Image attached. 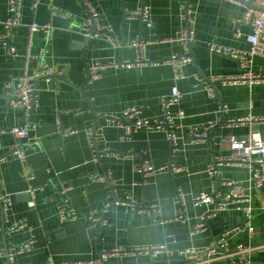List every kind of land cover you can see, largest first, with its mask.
<instances>
[{
	"label": "crops",
	"instance_id": "0c3cea01",
	"mask_svg": "<svg viewBox=\"0 0 264 264\" xmlns=\"http://www.w3.org/2000/svg\"><path fill=\"white\" fill-rule=\"evenodd\" d=\"M84 1L22 0V24L10 36L17 56L9 58L0 50V158L5 157V162L0 161V182L3 193L9 194L13 203L7 220L0 219V249L7 251L35 239L31 252L16 256L13 262L5 259L2 264H84L114 248L158 246H166L170 253L115 257L107 264H185L179 256L181 252L214 245L225 232L246 219L240 211H226L210 218L204 230H198L202 217L213 207L196 205L192 196L210 192L214 184L226 194L225 183L230 181L247 186L250 171L246 167L221 166L213 176L207 171L215 159L230 155L229 147L222 144L224 137L245 136L249 130L226 129L218 124L206 142L195 144L189 128L217 123L220 102L230 110L224 120L249 114L264 116L263 85L219 88L218 99L195 88V75L209 78L239 74L236 59L214 54L208 46L250 50V26L242 27L244 36L240 39L234 35L237 21L249 7L243 0H87L98 9L99 25L111 29L110 34L96 32L90 40L82 32L91 20ZM53 6L64 15H53ZM143 6L149 9L150 24L140 17H128V13ZM185 7L191 11L189 20L181 18ZM9 18V0H0V36L7 34ZM35 23L53 27L51 45L42 33L31 35L30 27ZM185 30L194 35L193 62L182 68L185 79H176L172 65H158L109 71L103 79L88 82V67L94 61H135L137 52L131 43L137 38L150 43L145 52L147 59L160 62L183 55L185 47L176 40ZM46 48V62L56 76L50 83L36 82L37 106L31 118L36 130L31 134L28 151L36 179L31 185L23 175L21 161L10 154L20 143L12 131L21 122V115L9 107L5 86L26 70L31 74L40 71ZM256 49L259 55L255 57L254 70L264 72V42ZM173 87L183 94L173 112L186 113L176 132L179 151L175 154L165 133L141 129L130 140H124L118 123L106 118L122 116L134 107L141 110V119L158 118L162 115L160 100ZM92 127L102 128L98 147L109 154L99 163L94 162L87 135ZM146 161L184 171L177 173L169 168L145 182L139 168ZM98 173L108 175L110 180L97 181L94 177ZM31 186L42 188L34 208L28 205ZM179 192L187 195L186 218L174 221ZM251 194L252 228L233 241L255 246L253 260L264 264V186ZM116 200L122 202L107 207ZM63 205L75 209L79 219L62 224L59 210ZM143 206H157L160 212L142 213ZM99 211L105 225L89 220ZM16 223L26 228L8 233L6 226Z\"/></svg>",
	"mask_w": 264,
	"mask_h": 264
},
{
	"label": "built area",
	"instance_id": "2783aa9c",
	"mask_svg": "<svg viewBox=\"0 0 264 264\" xmlns=\"http://www.w3.org/2000/svg\"><path fill=\"white\" fill-rule=\"evenodd\" d=\"M146 1V0H144ZM247 4H251L254 8H249L244 17L237 21L235 26V38L240 39L243 35L242 27L250 26L252 34L247 36V41L252 45L251 49L239 50L218 45H209V50L218 55H223L236 59L239 62L240 72L236 76H213V77H200L195 75L196 83L195 88L204 89L210 98L218 99L220 97L219 88L225 87H238L246 86L252 88L256 85L264 86V72H255V57L259 55L256 46L260 42H264V0H243ZM84 9L89 14L91 20L82 29L84 36L90 40L94 39V30L111 33L109 27H101L99 25V12L98 9L89 1H84ZM53 15H64L62 11L53 6ZM9 14L10 18L6 23L7 34L0 36V50H4L9 58L17 56V49L10 43L11 32L15 27L22 24V0H9ZM130 19L142 18L144 23L150 24V12L146 6L141 7L138 11L128 13ZM181 18L189 20L191 18V11L185 7L183 8ZM31 35L42 33L48 45H51L53 39V27L51 25H39L37 23L30 27ZM109 41L115 44L110 35ZM193 33L185 30L178 37L176 41L181 42L185 47L183 55L175 56L166 61H153L145 57V52L150 44L141 38L132 41L131 47L137 52L135 61L117 62L109 60L107 62L94 61L88 67V82L94 83L105 77L109 71H119L134 68H145L158 65H172L175 67L176 79H185L182 68L193 62L191 54V43L193 41ZM48 55L47 48L44 50L42 58H44L43 68L31 74L28 70L18 79H13L5 86V92L8 99V105L11 109L17 111L21 115V122L13 129L12 133L20 141L19 145L10 150V154L14 155L23 166V175L27 182L31 185L36 179L35 172L29 165V148L31 147L30 139L31 134L36 130V126L31 121L34 110L37 106V92L36 82L45 80L50 83L54 80L56 73L52 67L46 62ZM183 98L182 92L178 87H173L169 95L161 98L162 115L155 119H141V110L134 107L126 111L122 116L106 115L108 120L118 123L119 128L123 131V139L130 140L132 135L141 130L146 129L150 132H163L166 134L168 141L171 143L173 154L179 151V139L177 137V129L180 128L179 121L186 118V113L183 110L173 112V108L178 106ZM229 108L224 103H219V121L211 123L204 127L192 126L189 128V134L192 143L201 144L208 140L211 129L218 124L224 125L226 129H248L249 133L245 136H238L231 134L222 139V144L229 147L230 155L225 158H218L210 165L207 173L211 176L219 172L221 166H235L246 167L250 171L247 186L242 185L236 181L226 182L228 187L226 194H222L218 190L217 184H214L210 192H203L198 195H193L192 200L196 205H208L213 208L208 211L206 216L202 217L199 223L198 230L206 228L207 221L215 217L218 213L237 210L245 215V222L239 226L225 232L222 237L214 244L203 248H191L179 254L181 259L185 260V264H218L221 262L232 261L233 264H255L253 255L257 248L251 244L234 243V239L241 232L248 228H252V216L254 213L253 196L251 192L254 189H261L264 186V140L259 131H254V127L264 126V116H257L249 114L247 116L237 119L224 120V115L229 113ZM102 128L92 127L87 131L88 139L91 148L94 152V162H101L102 157L109 155L106 151H101L98 143L101 137ZM2 132L0 131V135ZM1 162H5V157L0 158ZM171 168L174 172H183V169H178L175 166H160L157 167L150 162L146 161L139 168V173L143 179H148L157 174L165 172ZM97 181L110 180L108 175L96 174ZM3 185L0 182V219L7 220V215L12 208L11 196L3 193ZM42 191L41 187L31 186L29 190L30 202L29 207L36 206V199L39 192ZM68 191V190H66ZM186 197L183 192H179L176 196V204L178 210L174 221H182L186 218ZM122 201H111L107 207L113 204H119ZM136 206V204L134 203ZM142 213L155 215L159 213L157 206H143ZM101 211L94 213L89 217V220L100 225L106 223L101 218ZM60 221L65 224L70 221L79 219V215L75 209L67 205H63L59 210ZM156 220V219H155ZM7 224V222H5ZM165 224V223H161ZM26 227L23 224H14L9 227L6 226L8 233L15 231H22ZM253 231L252 229L250 230ZM35 247V239L32 238L28 242L9 248L7 251L0 249V264L6 259L13 262L15 257L31 252ZM167 252L166 246L158 247H134L131 249L114 248L111 251H104L98 255L93 261L84 264H107L109 259L115 257H142V256H158ZM170 253V252H167Z\"/></svg>",
	"mask_w": 264,
	"mask_h": 264
},
{
	"label": "water",
	"instance_id": "95a60500",
	"mask_svg": "<svg viewBox=\"0 0 264 264\" xmlns=\"http://www.w3.org/2000/svg\"><path fill=\"white\" fill-rule=\"evenodd\" d=\"M245 3V2H244ZM246 5L249 7V8H254L251 4H247ZM94 33H96V31L94 30ZM254 131H259L262 135V139L264 140V126H259V127H254L253 128Z\"/></svg>",
	"mask_w": 264,
	"mask_h": 264
}]
</instances>
